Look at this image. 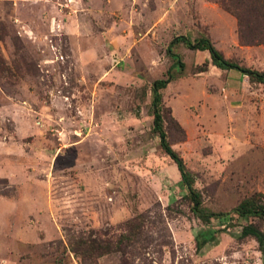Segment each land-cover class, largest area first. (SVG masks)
<instances>
[{
	"label": "rangeland",
	"instance_id": "374dc122",
	"mask_svg": "<svg viewBox=\"0 0 264 264\" xmlns=\"http://www.w3.org/2000/svg\"><path fill=\"white\" fill-rule=\"evenodd\" d=\"M247 33L219 0H0V264H264L239 237L254 218L192 214L151 130L170 39L206 36L264 70ZM171 50L183 67L160 90L162 127L202 205L264 194V82Z\"/></svg>",
	"mask_w": 264,
	"mask_h": 264
},
{
	"label": "trees",
	"instance_id": "16d2710c",
	"mask_svg": "<svg viewBox=\"0 0 264 264\" xmlns=\"http://www.w3.org/2000/svg\"><path fill=\"white\" fill-rule=\"evenodd\" d=\"M221 6L235 16L239 31L243 28L248 32L250 41L264 42V0H219ZM181 42L189 49L205 50L209 54L210 63L224 70L233 69L246 75L250 80L262 83L264 82V70L258 71L238 65L223 57L210 39L206 36H200L193 40L184 35H175L170 39L166 46L167 55L173 60L172 64L165 72V76L154 79L150 84V115L152 116V132L157 134L160 151L168 156L174 163L180 178L181 184L187 189L186 198L190 202V211L202 223L207 224L211 219L222 218H254L257 223L247 222L240 225L239 237H251L257 245L261 256L264 257V194L254 192L251 195L242 198L236 205L227 211H211L202 205L200 192L194 187V177L185 167L182 158L170 146L166 139L162 127V101L160 90L174 79L170 69L174 66L183 67L179 55L171 50V47ZM139 217L133 218L128 227L137 221ZM131 223V224H130ZM121 237H127L122 235ZM206 240V239H204ZM208 240V239H207ZM96 253H107L112 251L115 246L110 243L93 246Z\"/></svg>",
	"mask_w": 264,
	"mask_h": 264
}]
</instances>
